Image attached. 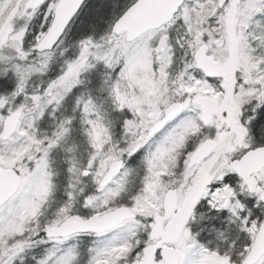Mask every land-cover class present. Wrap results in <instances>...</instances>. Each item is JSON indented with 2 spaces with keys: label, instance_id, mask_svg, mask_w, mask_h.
Segmentation results:
<instances>
[{
  "label": "snow or ice",
  "instance_id": "obj_1",
  "mask_svg": "<svg viewBox=\"0 0 264 264\" xmlns=\"http://www.w3.org/2000/svg\"><path fill=\"white\" fill-rule=\"evenodd\" d=\"M0 264H264V0H0Z\"/></svg>",
  "mask_w": 264,
  "mask_h": 264
}]
</instances>
